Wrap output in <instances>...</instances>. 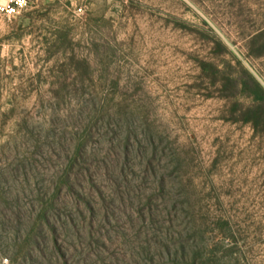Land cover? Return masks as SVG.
<instances>
[{"label":"rangeland","instance_id":"1","mask_svg":"<svg viewBox=\"0 0 264 264\" xmlns=\"http://www.w3.org/2000/svg\"><path fill=\"white\" fill-rule=\"evenodd\" d=\"M264 0L0 11V264H264Z\"/></svg>","mask_w":264,"mask_h":264},{"label":"trees","instance_id":"2","mask_svg":"<svg viewBox=\"0 0 264 264\" xmlns=\"http://www.w3.org/2000/svg\"><path fill=\"white\" fill-rule=\"evenodd\" d=\"M241 91L247 93L252 100L251 106L246 110L245 121L252 122L257 126L261 118H264V88L260 83L246 72L245 78L239 81Z\"/></svg>","mask_w":264,"mask_h":264},{"label":"built area","instance_id":"3","mask_svg":"<svg viewBox=\"0 0 264 264\" xmlns=\"http://www.w3.org/2000/svg\"><path fill=\"white\" fill-rule=\"evenodd\" d=\"M28 0H0V11L7 15H19L26 7Z\"/></svg>","mask_w":264,"mask_h":264}]
</instances>
